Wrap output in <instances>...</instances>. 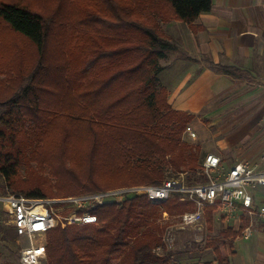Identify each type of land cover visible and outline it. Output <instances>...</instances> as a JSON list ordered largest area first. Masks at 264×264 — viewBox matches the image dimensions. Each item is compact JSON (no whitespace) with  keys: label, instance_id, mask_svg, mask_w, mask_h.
Returning <instances> with one entry per match:
<instances>
[{"label":"trees","instance_id":"trees-1","mask_svg":"<svg viewBox=\"0 0 264 264\" xmlns=\"http://www.w3.org/2000/svg\"><path fill=\"white\" fill-rule=\"evenodd\" d=\"M51 1L47 6L57 3L55 12L60 10L61 1ZM86 1L71 4L83 13L88 8ZM163 1L174 19L192 26L213 6L212 0ZM112 13L117 22L142 32L148 43L124 47L127 53L114 52L105 45L80 43L79 48L68 45V40L55 53L53 14L24 0H0V21L35 49L33 57L17 40L6 45L0 39V106L4 108L0 116V170L12 188L21 189L18 177L26 161L37 163L36 168L50 166L57 179V186L51 182L45 186L49 183L43 180L30 189L22 188L30 197L157 185L171 176L170 171L199 167L197 150L181 139L189 115L173 108L159 79L164 69L159 59L175 46L162 38L158 26L149 25L141 12L118 14L115 7ZM132 15L136 17H128ZM71 18L72 14L68 23ZM78 21L80 18L74 23ZM55 124L61 126L49 127ZM49 137L59 140L50 147ZM75 137L83 141L78 143L82 146L80 157L68 154L65 146ZM55 158L60 163L51 162ZM180 196L174 193L165 201L164 208L171 214L187 211V206L193 208V201H180ZM215 208L207 207L210 224ZM161 209L144 194L122 202L100 203L91 209L98 216L96 223L49 231L44 242L48 264H179L172 251L164 248L156 252L162 245V227L157 222ZM219 234L225 241L209 243L215 245L216 259L224 264L232 252V248L225 249L226 241L232 247L239 232L225 227ZM1 239L6 240L7 234Z\"/></svg>","mask_w":264,"mask_h":264},{"label":"rangeland","instance_id":"rangeland-1","mask_svg":"<svg viewBox=\"0 0 264 264\" xmlns=\"http://www.w3.org/2000/svg\"><path fill=\"white\" fill-rule=\"evenodd\" d=\"M24 1L36 9L40 10L43 7L45 13L53 14L55 19L53 22L55 24H53L54 38L52 47L55 53L62 48L64 41L67 42L68 40V45L75 44L76 47L80 43L94 46L105 45L106 48L114 52L119 50L124 52L126 51L125 48L138 45L144 47L148 43V38L139 30L133 29L132 26L117 22L114 19L115 11L114 16L112 13V9L115 7L118 14L121 11L124 13H130L134 10L141 12L147 23L158 26L157 32L160 36L168 39L175 46L174 41L170 40V24L179 20L173 18L170 6L163 0H92L94 6L91 5L90 0H87L88 8L83 10V13H80L79 8L73 9L74 6L71 4L73 1L77 2L80 0ZM47 1L48 3L49 1L53 3L61 1L60 10L55 12L57 3L49 7L46 4ZM71 14L72 18L69 23H74L77 18H80V21L69 24L67 19ZM128 17L134 18L136 15ZM0 35V39H3L6 45L12 43L13 40L22 43L25 46L26 53L34 57V47L27 44L23 37L16 35L7 24L1 21ZM172 50L166 52L170 58ZM162 61L164 62V58L159 59L160 64L164 65ZM254 79L256 78L250 79V76H248L240 78L239 82L228 80L221 81L220 84L216 82L203 83V85L197 87L198 89L196 88L197 92H194L196 89L192 91L194 93L192 94V100L190 98L191 101L187 97L190 91L187 94L184 93L178 99L170 98L173 89L165 86L160 80L161 84L169 92L168 100L173 108L189 115V123L181 139L192 145L197 150L199 157V167L194 170H181L174 173L170 171L171 176L169 178L183 179L187 186L204 182L206 176L203 170V163L206 156L210 153L220 155L224 165L227 166L233 165L242 159H249L260 165L264 164V160L260 158L264 154V76L261 81ZM24 82L27 83L26 80ZM17 85V79L15 78L14 88H17ZM3 112L4 108L0 106V116ZM58 125L61 126L60 124ZM58 125H50L49 127L57 128ZM198 126L200 131L197 128ZM75 138L70 142L68 140L65 146L68 154L73 157H80L82 146L78 143L83 141L81 137ZM58 140L56 137H49L47 144H51V147ZM53 160L55 163H60L59 158L51 159V162ZM27 163H30V166H27ZM35 165L37 163H31V161H26L23 164L18 177V184L20 183L19 187L21 189H30L32 186L39 185L43 180L49 183L45 186L51 183L57 186V179L52 175L50 166H45L41 169L39 167L36 168ZM21 189L12 188L0 170V196L12 192L24 193ZM53 193L57 195L59 191H54ZM179 200L183 202L192 201L189 199L183 200L181 196ZM164 203L165 201L158 203L162 208V216L157 221L162 227V232L160 233L162 245L156 248V252L161 253L164 248L172 251L174 260L179 264H207L209 261L214 260L216 258L215 245L209 242L222 243L225 241L224 237L220 236L219 231L229 227L223 223V215L217 206L214 211L211 210V215L214 218L213 224L208 222L207 214L209 211L206 207L204 217L199 223L183 227L180 222L181 214L184 211L175 210V213L171 214L164 208ZM189 207L187 206L188 210L195 209V203H193V208L190 207L191 209H189ZM4 233L7 234L6 240L1 239ZM169 235H172L170 243L166 241V236ZM46 238L47 234L41 237L39 242L41 241V244L42 242L44 244ZM21 243L23 244L24 241L17 236L11 217L7 214L3 202L0 201V263L22 264L20 261ZM232 245L234 246V243ZM224 247L227 251L232 248L229 240L226 241V246Z\"/></svg>","mask_w":264,"mask_h":264},{"label":"built area","instance_id":"built-area-1","mask_svg":"<svg viewBox=\"0 0 264 264\" xmlns=\"http://www.w3.org/2000/svg\"><path fill=\"white\" fill-rule=\"evenodd\" d=\"M193 134V133H192ZM264 160V154L261 157ZM206 180L187 186L183 179L169 178L157 185H133L104 191H92L63 197H30L21 192L0 196L15 232L23 240L20 247L22 264H48L45 246L39 239L55 227L73 224L96 223L98 216L92 212L96 205L115 200L122 202L133 195H146L150 202L161 203L174 193L183 200H192L195 209L181 214V226L199 223L206 207L217 206L225 217L239 213L248 217L240 229L239 239H250L258 231V223L264 226V203L257 205L254 193L264 187V166L248 160L224 165L220 155L210 153L203 163ZM172 235L166 236V241Z\"/></svg>","mask_w":264,"mask_h":264},{"label":"crops","instance_id":"crops-1","mask_svg":"<svg viewBox=\"0 0 264 264\" xmlns=\"http://www.w3.org/2000/svg\"><path fill=\"white\" fill-rule=\"evenodd\" d=\"M212 3V9L202 12L193 26L180 20L170 24V40L175 48L171 58L167 53L162 61L164 69L159 78L173 89L170 98L174 100L189 91L187 97L192 100V94L203 83L239 82L242 75L261 81L264 76V0H212ZM254 199L257 205L264 203V187L255 191ZM223 218V223L236 232L248 221L247 216L239 213ZM258 227L252 238L236 239L224 264H264L263 222ZM207 264L220 263L215 258Z\"/></svg>","mask_w":264,"mask_h":264}]
</instances>
